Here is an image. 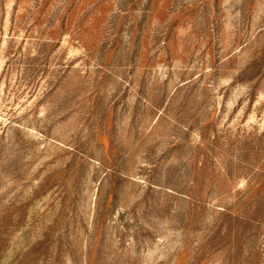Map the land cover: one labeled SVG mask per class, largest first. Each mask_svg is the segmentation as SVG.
I'll use <instances>...</instances> for the list:
<instances>
[{
	"label": "rangeland",
	"instance_id": "obj_1",
	"mask_svg": "<svg viewBox=\"0 0 264 264\" xmlns=\"http://www.w3.org/2000/svg\"><path fill=\"white\" fill-rule=\"evenodd\" d=\"M0 264H264V0H0Z\"/></svg>",
	"mask_w": 264,
	"mask_h": 264
}]
</instances>
